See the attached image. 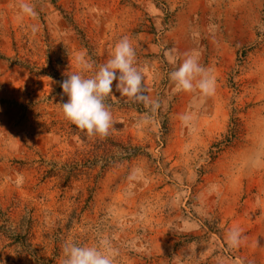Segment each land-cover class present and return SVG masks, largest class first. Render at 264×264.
Instances as JSON below:
<instances>
[{
    "label": "rangeland",
    "instance_id": "1",
    "mask_svg": "<svg viewBox=\"0 0 264 264\" xmlns=\"http://www.w3.org/2000/svg\"><path fill=\"white\" fill-rule=\"evenodd\" d=\"M21 2L0 0V264H63L66 242L105 239L114 264H264V0H30L35 18ZM124 36L159 108L114 90L109 136L143 154L101 168L60 85ZM173 48L199 52L213 95L176 90Z\"/></svg>",
    "mask_w": 264,
    "mask_h": 264
},
{
    "label": "clouds",
    "instance_id": "2",
    "mask_svg": "<svg viewBox=\"0 0 264 264\" xmlns=\"http://www.w3.org/2000/svg\"><path fill=\"white\" fill-rule=\"evenodd\" d=\"M22 17L35 18L37 13L30 0H23L19 5ZM32 32L37 30L31 26ZM164 56L175 70L168 73V78L176 90L186 93H198L195 99L206 98L215 93L216 81L209 69L199 62V52L180 54L177 49H167ZM73 62L78 71L67 75L60 87L67 101L59 104L68 121L89 136L107 137L114 128L113 115L106 99L114 95L143 104L152 113L159 108L157 100L150 99L145 93L142 70L136 66V51L129 37L120 38L113 46L110 57L105 63L95 64L83 53L76 55ZM91 73V75H85ZM115 82V85H114ZM114 85V87H113ZM146 118L148 113L145 114ZM181 120L192 119L191 110L181 115ZM230 247H239L242 231L238 227L228 230L226 235ZM63 264H114L116 251L108 240H102L95 246L76 242H66Z\"/></svg>",
    "mask_w": 264,
    "mask_h": 264
},
{
    "label": "trees",
    "instance_id": "3",
    "mask_svg": "<svg viewBox=\"0 0 264 264\" xmlns=\"http://www.w3.org/2000/svg\"><path fill=\"white\" fill-rule=\"evenodd\" d=\"M56 0H51V2L53 4H55ZM107 105H109L110 107H114L113 102L109 99V101H105ZM160 117H164L161 113H160ZM81 133H84L85 131L79 130ZM95 142L97 144V148L102 150V152L104 153V150H106V152L109 150H115V154L118 152L119 155H104L103 153L101 155L98 156L99 161L101 162V168H110L113 166L114 163L119 162V161H130L131 159L143 154L142 150L140 147H137L135 145H132L130 143H126L124 145H118L116 143H114V141H112V139L110 138V136L108 135L107 137H98L95 136ZM235 133L231 132L226 136L225 142H229L230 139L234 138ZM108 154V153H107ZM119 156V157H116Z\"/></svg>",
    "mask_w": 264,
    "mask_h": 264
}]
</instances>
